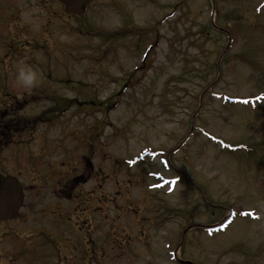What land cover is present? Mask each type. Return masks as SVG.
Returning <instances> with one entry per match:
<instances>
[{"label":"rangeland","instance_id":"rangeland-1","mask_svg":"<svg viewBox=\"0 0 264 264\" xmlns=\"http://www.w3.org/2000/svg\"><path fill=\"white\" fill-rule=\"evenodd\" d=\"M21 63L63 110L49 139L80 130L78 142L100 146L89 160L103 173L61 200L68 234L76 220L81 227L67 241L98 238L101 252L93 242L88 261L87 245L56 243L42 264H264V96L253 101L264 95V0H92L78 19L53 0H0V82L15 93L25 88ZM39 99L28 106L35 114L54 103ZM64 141L67 171L33 181L45 192L0 223L1 254L15 238L10 226L61 227L50 191L69 188L89 161Z\"/></svg>","mask_w":264,"mask_h":264},{"label":"flooded vegetation","instance_id":"flooded-vegetation-1","mask_svg":"<svg viewBox=\"0 0 264 264\" xmlns=\"http://www.w3.org/2000/svg\"><path fill=\"white\" fill-rule=\"evenodd\" d=\"M9 84L16 85L15 83L0 82V173L16 177L19 180L23 191V204L14 219L1 222L4 225H9L12 221L19 218L22 209L26 208L25 204L27 200L31 201L32 197L45 192L44 189H41L42 185L39 188H36L33 181L36 179H39L40 181L50 180L51 176L58 174L57 168H53V165H59L61 169L64 168L63 172L67 171L69 161L66 162L64 160L70 155L69 153L71 150H68V147L65 144L66 141L64 140L69 137L72 139L77 138L76 135L69 134L66 128L63 131V137L60 140L53 139V137L49 139V134H47L49 133L47 130V124H49L52 119L48 114L51 109H54L52 112L57 111L55 109L57 104L54 105L56 107L51 108V105L46 107L45 110H41L38 114H35L33 109H28L29 103L39 97L43 98L39 99V101L44 99L53 100V98L56 97L55 95H51L50 92L48 93L49 90L46 86L50 83L37 82L36 85L39 87L33 86L27 89L24 88L21 92L17 93L12 92V90L16 89V86L10 87L8 86ZM29 92H31V94H29ZM43 92L45 93L43 94ZM28 95H33L34 98L25 102V97H28ZM38 126L42 127V129H39ZM89 132L92 133V131ZM86 139L88 140L87 137ZM83 141L84 139H81L80 142H77L74 145V148H81L84 151L82 155L83 157H86L89 160V157L93 158L100 155L98 154L100 151L98 147H95L93 141H87L86 143ZM78 143L80 145L77 148ZM58 155L60 159H57ZM89 161L87 162V166L81 165V172L78 174L85 176L87 180L86 182H88L92 176H96L97 179H100V175L103 174L101 173L102 170L100 168H94L91 161ZM72 178L73 177H70L71 180L68 183L69 188H56L53 191H50L56 199H59L56 201L57 204H54V209L51 210V216L54 222H59L61 224V227L47 226L43 223H38L37 233H33L30 232L31 230L26 223L25 226L27 227H24L23 229L10 226L7 231H12L15 238H8L10 241V244L8 245L9 253H0L1 263L4 262L5 264V259L8 258L7 264H42L44 258L42 251L46 249L48 251V257L52 258V252L49 246H56V243H59V246L62 247V250L64 251L68 250V243L72 247L79 245L85 247L87 245L86 249L88 252H85L84 255V249L81 251V257L85 260L89 258L90 252L88 248L94 244L93 242H97L99 253L101 252L102 248L101 246H98L99 242L97 240L98 238H95V234L93 236L95 241L89 237L91 239L90 241L89 239H86V241L83 242L84 239L78 236L70 242L67 241L69 235L80 234L79 230H81L79 222L76 220L73 224L78 228V232H71L68 234V231L70 232V230L68 229L67 221L65 223L62 222L67 219L66 216L64 217L63 213L68 212V206L62 204L61 200H66L67 198L72 197L74 192H76L74 196L76 198L78 197L79 185H73ZM23 180H30L32 182L26 183ZM28 197H30V199ZM27 210L29 211V209ZM73 214L78 218L77 207L71 208V215ZM50 220L52 219L50 218ZM59 229H61L60 232ZM88 229L93 233H96L98 227L90 224ZM5 239L6 237L4 238L0 236V245H4ZM106 239H108V237ZM63 241L66 242L63 243ZM107 244L108 249H111L108 242ZM53 258L56 259V264H64V259H59L57 257Z\"/></svg>","mask_w":264,"mask_h":264},{"label":"water","instance_id":"water-1","mask_svg":"<svg viewBox=\"0 0 264 264\" xmlns=\"http://www.w3.org/2000/svg\"><path fill=\"white\" fill-rule=\"evenodd\" d=\"M66 13L80 16L85 12L91 0H56ZM74 183L85 182L83 176H78ZM23 192L18 180L11 176L0 174V221L9 220L16 216L22 205ZM180 264H196L190 261L179 260Z\"/></svg>","mask_w":264,"mask_h":264},{"label":"clouds","instance_id":"clouds-1","mask_svg":"<svg viewBox=\"0 0 264 264\" xmlns=\"http://www.w3.org/2000/svg\"><path fill=\"white\" fill-rule=\"evenodd\" d=\"M16 80L25 88H31L38 82V73L30 66L17 65Z\"/></svg>","mask_w":264,"mask_h":264},{"label":"trees","instance_id":"trees-1","mask_svg":"<svg viewBox=\"0 0 264 264\" xmlns=\"http://www.w3.org/2000/svg\"><path fill=\"white\" fill-rule=\"evenodd\" d=\"M75 19H78L77 17H74ZM139 31H141V29H139ZM241 59H243L245 62H247L250 66H252V68H258V66L255 64V63H253L252 61H248V60H246L245 58H241ZM263 95V94H262ZM264 96V95H263ZM242 148H238V147H236L235 149H233V150H230L229 149V152H237V151H239V150H241ZM247 152H248V154H252V151H251V149H247Z\"/></svg>","mask_w":264,"mask_h":264}]
</instances>
